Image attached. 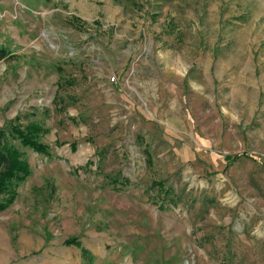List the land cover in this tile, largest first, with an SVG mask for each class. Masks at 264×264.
<instances>
[{"label":"rangeland","instance_id":"1","mask_svg":"<svg viewBox=\"0 0 264 264\" xmlns=\"http://www.w3.org/2000/svg\"><path fill=\"white\" fill-rule=\"evenodd\" d=\"M0 46L48 150L7 134L0 264H264V0H0Z\"/></svg>","mask_w":264,"mask_h":264},{"label":"trees","instance_id":"2","mask_svg":"<svg viewBox=\"0 0 264 264\" xmlns=\"http://www.w3.org/2000/svg\"><path fill=\"white\" fill-rule=\"evenodd\" d=\"M10 56V51L3 46H0V60ZM45 133L38 125H31L26 127L25 130H19L18 128H12L8 133L4 130L0 131V209H5L14 199L17 184L23 182L26 177L29 176V166L20 154L15 150L12 144L8 141V135L10 134L14 139H17L19 144L27 149L34 151L36 154L48 155L46 146L39 142V135ZM113 187L122 184H127L128 181L125 178L121 180L118 178H110L109 181ZM158 186V191L161 190L160 183H154ZM165 191V190H164ZM66 245L78 246L76 239L71 238L65 241ZM82 253L87 254L86 251Z\"/></svg>","mask_w":264,"mask_h":264}]
</instances>
